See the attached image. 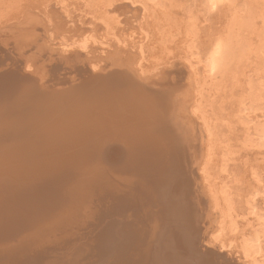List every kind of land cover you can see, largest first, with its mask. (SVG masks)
<instances>
[{"label": "bare ground", "instance_id": "1", "mask_svg": "<svg viewBox=\"0 0 264 264\" xmlns=\"http://www.w3.org/2000/svg\"><path fill=\"white\" fill-rule=\"evenodd\" d=\"M14 2L0 15V36L21 33L0 44V264H264V162L244 198L259 233L243 235L233 190L205 171L200 54L145 57L144 20L167 0ZM188 3L193 21L233 2ZM232 37L197 58L203 76ZM245 145L264 154V133Z\"/></svg>", "mask_w": 264, "mask_h": 264}, {"label": "rangeland", "instance_id": "2", "mask_svg": "<svg viewBox=\"0 0 264 264\" xmlns=\"http://www.w3.org/2000/svg\"><path fill=\"white\" fill-rule=\"evenodd\" d=\"M14 1L26 0H0V15L9 12V5L15 3ZM195 1L198 2V0ZM230 1L233 3L229 11L226 9L227 3L224 6H220L217 13L215 12L208 16L203 15V12L197 13L194 10V15L192 16H194L193 21L196 22L195 25V22L191 19L189 21L187 20V13L185 12L186 6L191 5L193 7L192 3L189 4L190 2L188 3V0H167L166 7L162 10L163 12L161 11L159 13L160 15L158 14L160 19L159 16L156 17L157 15H155V20L153 15L151 18L146 19V17L144 20V25L148 29V38L146 40H152V42L149 40L146 41L144 48L148 46L145 57L148 55L147 60L150 59L152 63L165 59L169 53L176 51V53L186 54L188 57L191 55V52L197 51L200 54L197 55V58H204V53L211 50L214 45L223 44L229 37V34L232 33L231 49L224 58L220 72L214 74L216 76L215 78L213 76L211 77L212 80L214 79L213 81L203 76L200 63L197 62L198 59L191 56L190 58L193 60L194 67L198 68L199 76L202 77L200 78L201 83L202 80L204 83H202L203 89L200 99L201 102L199 103L207 119L206 121L210 127L211 135L214 134L212 136L214 144V149L212 150L214 151H212L208 160L209 163L207 162L206 164L205 171L209 176L212 175L210 176V180L216 179L217 186L221 185L226 187L227 194L233 190L230 195L233 196L231 197L235 199L237 205L236 219L238 220H236V229L240 234L249 235L259 233L257 232L259 221L254 217L246 215L244 208L245 194L247 196L248 172L250 173L254 168L257 169V164L264 162L263 153H256L245 145L246 139L252 138V136L254 137L260 132L264 133V0ZM191 7L189 6L188 8L191 9ZM195 7L194 9L199 11V6ZM231 8L234 10H231ZM239 8L242 9L240 10ZM165 11L166 13H164ZM230 11L232 12L230 13ZM178 15H180V19ZM150 19L154 21L152 22ZM159 20L161 21L160 25H158L160 23ZM154 23L157 28L154 26ZM163 24H166L167 27ZM147 25L150 28H147ZM7 26L0 24V31L8 29L4 28ZM150 29L152 30L149 31ZM153 30L156 31L154 32ZM17 31L4 33L5 35L2 34L0 36V44H2V41H10L11 38L21 36V33L19 34ZM161 33H163V37H161ZM156 35L157 37H155ZM160 42L162 43L161 45H159ZM22 85L26 87L28 84L25 82ZM224 157L226 158V162L222 161ZM202 242H206V239ZM169 251L171 253L170 249ZM137 258L135 260L139 261L140 258Z\"/></svg>", "mask_w": 264, "mask_h": 264}]
</instances>
